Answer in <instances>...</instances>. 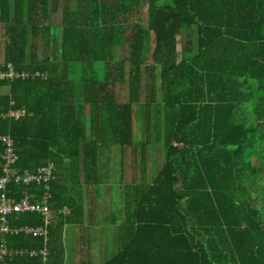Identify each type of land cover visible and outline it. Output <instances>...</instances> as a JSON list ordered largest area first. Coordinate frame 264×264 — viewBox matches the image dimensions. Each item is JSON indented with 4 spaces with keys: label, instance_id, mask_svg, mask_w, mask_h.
<instances>
[{
    "label": "trees",
    "instance_id": "trees-1",
    "mask_svg": "<svg viewBox=\"0 0 264 264\" xmlns=\"http://www.w3.org/2000/svg\"><path fill=\"white\" fill-rule=\"evenodd\" d=\"M144 4L0 0V70L28 73L0 79V134L12 138L17 169L54 164L49 207L69 210L45 242L4 236L9 248L45 246V261L0 264H63L61 228L81 222L82 185L111 166L120 174L125 148L139 154L143 176L125 185L118 249L105 264H264V0ZM9 109L24 114L2 117ZM147 145L162 158L151 178ZM8 219L41 223L29 212Z\"/></svg>",
    "mask_w": 264,
    "mask_h": 264
},
{
    "label": "built area",
    "instance_id": "built-area-1",
    "mask_svg": "<svg viewBox=\"0 0 264 264\" xmlns=\"http://www.w3.org/2000/svg\"><path fill=\"white\" fill-rule=\"evenodd\" d=\"M27 77L28 73H17L10 64L6 65V70H0V79L12 77ZM24 114L22 109H9L2 114V117L19 118ZM0 259L4 256L11 255H41L43 261L46 260L47 250L45 246L39 250L32 248H9L6 246L4 236L6 234H15L23 232L34 236H40L43 242L47 238V227L51 223L53 217L57 214H67V208H58L52 210L49 207L50 191L49 184L53 178L54 164L48 162L44 165L37 166L33 171L26 169L19 170L15 167L17 155L14 151L12 138L7 134H0ZM8 184L20 186L19 191L8 188ZM32 185L40 186L37 194L33 190L27 189ZM8 192L11 194L9 195ZM19 196H16V195ZM36 213L41 216V224L39 225H10L8 216L19 213Z\"/></svg>",
    "mask_w": 264,
    "mask_h": 264
},
{
    "label": "crops",
    "instance_id": "crops-1",
    "mask_svg": "<svg viewBox=\"0 0 264 264\" xmlns=\"http://www.w3.org/2000/svg\"><path fill=\"white\" fill-rule=\"evenodd\" d=\"M116 162V161H115ZM112 167V166H111ZM114 172H106L103 173L102 180L98 182L95 189L90 190V188H86L82 185L81 193H82V216L81 222L79 224L72 223H63L61 228V246L63 248V264H105V262L117 252V229L122 224L124 220V215L121 217H112L111 220L108 221V225L104 224L101 227L102 222H97L95 219L104 218L107 215L101 214V209L103 210V203L99 201L98 203V212L94 213V198L96 196H104L105 198H110V196L115 192L111 193L110 190L119 189L120 185L129 184L132 179V172H130L129 180L125 181L126 178L123 174H119L117 169H111ZM122 171V170H121ZM125 178V179H124ZM139 178L134 180L138 181ZM117 183V184H116ZM97 188V189H96ZM125 190V188H124ZM117 198L120 199L119 193L116 194ZM122 197V196H121ZM101 198V197H100ZM50 200V199H49ZM96 201V198H95ZM49 202V201H48ZM105 205V204H104ZM101 207V209H100ZM103 207V208H102ZM52 209V208H51ZM54 210V209H52ZM16 215V214H15ZM62 215L57 214L53 217L51 223L48 225H53L58 216ZM41 217V216H40ZM41 224V223H40ZM107 225V227H105ZM47 227V228H48ZM110 228V235L108 244L105 241H99V238H95V229H102V231H106V229ZM104 233V232H103ZM107 235H104V238L107 240ZM78 239V242H77ZM77 243V246H76ZM98 244L96 255L94 256V251H92L94 245ZM86 248L90 249L86 252ZM110 248V249H108ZM92 251V253H91ZM98 258V259H96Z\"/></svg>",
    "mask_w": 264,
    "mask_h": 264
},
{
    "label": "rangeland",
    "instance_id": "rangeland-1",
    "mask_svg": "<svg viewBox=\"0 0 264 264\" xmlns=\"http://www.w3.org/2000/svg\"><path fill=\"white\" fill-rule=\"evenodd\" d=\"M60 3V1H59ZM140 3H141V6L144 7V0H140ZM59 7V8H58ZM58 7L57 9H55V11H53L51 13V21L53 24H59L60 22V6L58 4ZM0 35H1V27H0ZM41 41L40 39H37V45H36V53L37 55H41L42 54V49H41ZM121 53L122 55H125L127 53V49L126 47H123L122 50H121ZM149 62V59L148 61ZM99 77L100 79L102 78V72L101 70H99ZM145 79H147L145 77ZM0 91H4L3 89H0ZM145 93L146 91L144 90L142 93H141V99L143 101V98L145 96ZM122 95H124V93H122ZM124 99V97H123ZM136 111H137V108H136ZM134 116V114H133ZM133 132H134V135L136 138L139 137V130L142 131V126H141V122L138 121V117H135V119L133 120ZM140 127V129H139ZM137 144V139L134 138V142L132 143V146H135ZM154 145H147V149L145 152L146 155L144 157V160H145V163H146V169H148V171H146V177L148 175V178H151L153 174H155V172L157 171V167L158 165L161 163V155L159 154V147L157 145H155L156 147H153ZM158 147V149H157ZM161 153V152H160ZM139 154L137 152L133 153L132 149L131 148H125L124 150V153H123V159H122V171H121V174H123V176L126 178L125 181L129 180V177L128 175L130 174V172H132V178L130 179H134L136 180L137 178H140V176H143L142 173H141V170L139 169ZM144 163V164H145ZM136 166H137V169H136ZM148 167V168H147ZM114 168H118V165L116 166H112L111 169H114ZM114 172V171H112ZM148 172V173H147ZM130 176V175H129ZM81 177V176H80ZM124 178V179H125ZM264 183V174H263V177H262V181H261V184ZM117 184V183H116ZM93 186H97L96 185H90L88 186L90 188V190H93L95 189V187ZM86 187V188H88ZM124 188L125 186H123V184L120 185L119 189H114V190H110L111 193H114L110 196L111 199L109 198H105L104 196H96V201H95V198L93 199L94 201V206H96L94 208V213H97L99 210H98V203L99 201H102V205H103V210L101 209V214H104V215H107L106 217L104 218H100L99 219H95V221H99V222H102L101 224V227L102 225L104 224H107L108 225V221L111 220V218L113 217L115 219V217H121V215L123 214V206L125 204V201H126V197H125V193H124ZM97 189V188H96ZM120 195V199L117 198L116 194ZM122 196V197H121ZM101 197V198H100ZM105 204V205H104ZM112 216V217H111ZM107 225H105V227H107ZM104 232V233H103ZM95 238H99V241H105L107 244H108V241H109V238L112 236L110 235V228L108 227V229H106V231H102V229H95ZM107 235V240L104 238V235ZM77 242H78V239H77ZM76 246H77V243H76ZM97 246L98 244L94 245L92 251H94V256H98V254L96 255V250H97ZM110 249V248H108ZM90 249L88 248V251ZM87 251V248H86V252ZM91 251V253H92ZM98 259V258H96Z\"/></svg>",
    "mask_w": 264,
    "mask_h": 264
}]
</instances>
